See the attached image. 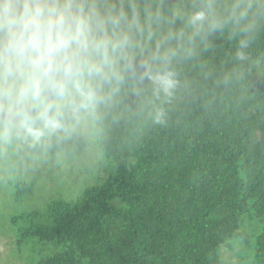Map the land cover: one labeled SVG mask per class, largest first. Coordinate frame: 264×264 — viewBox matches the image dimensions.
Wrapping results in <instances>:
<instances>
[{
    "label": "trees",
    "instance_id": "obj_1",
    "mask_svg": "<svg viewBox=\"0 0 264 264\" xmlns=\"http://www.w3.org/2000/svg\"><path fill=\"white\" fill-rule=\"evenodd\" d=\"M80 113L109 171L10 216L15 246L51 244L38 264H264V0H0L2 137L80 154Z\"/></svg>",
    "mask_w": 264,
    "mask_h": 264
},
{
    "label": "rangeland",
    "instance_id": "obj_2",
    "mask_svg": "<svg viewBox=\"0 0 264 264\" xmlns=\"http://www.w3.org/2000/svg\"><path fill=\"white\" fill-rule=\"evenodd\" d=\"M4 112L12 113L6 109ZM5 116L18 118L15 113ZM74 124L86 138L84 150L75 155L63 150L50 153L43 148L38 152L19 154L15 148L20 138L14 136L18 131L10 133L7 130L4 139L2 128L6 124H0V264H38L54 250L51 244L42 241L31 247L15 246L14 235L1 231L10 216L39 210L53 199H75L87 187L101 183L107 175L108 163L95 144L93 125L81 113ZM18 181H24L30 187L15 197ZM237 258L236 264H246V260Z\"/></svg>",
    "mask_w": 264,
    "mask_h": 264
}]
</instances>
